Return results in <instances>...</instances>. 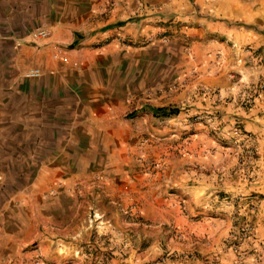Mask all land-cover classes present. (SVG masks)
<instances>
[{"label":"rangeland","instance_id":"1","mask_svg":"<svg viewBox=\"0 0 264 264\" xmlns=\"http://www.w3.org/2000/svg\"><path fill=\"white\" fill-rule=\"evenodd\" d=\"M14 3V59L41 71L19 83L47 110L8 141L0 264H236L264 221V0ZM92 7L122 12L117 47L37 58L34 31Z\"/></svg>","mask_w":264,"mask_h":264},{"label":"crops","instance_id":"2","mask_svg":"<svg viewBox=\"0 0 264 264\" xmlns=\"http://www.w3.org/2000/svg\"><path fill=\"white\" fill-rule=\"evenodd\" d=\"M14 5V0H0V174L2 175L6 173L7 155L11 153L8 148L10 137L20 139L17 140L18 142L14 141L19 144L23 142L21 129L32 124L33 120L43 128L46 125L45 98L41 99L38 94L35 99L26 85L19 83L22 79L21 71L25 70L28 63L27 59H14V35L15 32L20 33L29 27V9L15 11ZM121 14L119 10L110 11L102 7L79 9L76 11L75 19L58 20L51 26L49 38L36 41L37 58L50 59L54 66L58 63L68 68L80 63L84 64L87 59H104V51L119 45V39L110 38L113 34L109 33L108 26L119 22ZM87 18L90 19L85 24ZM96 19L100 20L91 27L94 33L84 39L78 49L67 51L65 46L75 41L76 31H81L83 28L89 30L90 22ZM22 53L26 54L27 51L24 50ZM27 71L29 70H25V73ZM254 232L253 237L248 238L247 243L239 247L240 251L234 250V255L231 254L226 259L236 264H264V252L261 247L264 243L263 220L257 221ZM20 255H23V252H20Z\"/></svg>","mask_w":264,"mask_h":264},{"label":"built area","instance_id":"3","mask_svg":"<svg viewBox=\"0 0 264 264\" xmlns=\"http://www.w3.org/2000/svg\"><path fill=\"white\" fill-rule=\"evenodd\" d=\"M33 38L35 40H44L49 38L50 32L47 29H37L34 31L32 34ZM25 76L29 79H36L41 76V71L40 69H31L25 73ZM262 251L264 252V243L261 244ZM210 264H220L219 262H213Z\"/></svg>","mask_w":264,"mask_h":264},{"label":"trees","instance_id":"4","mask_svg":"<svg viewBox=\"0 0 264 264\" xmlns=\"http://www.w3.org/2000/svg\"><path fill=\"white\" fill-rule=\"evenodd\" d=\"M155 114H162L164 116H169V115H173L174 112H169L167 109H155L154 110Z\"/></svg>","mask_w":264,"mask_h":264}]
</instances>
